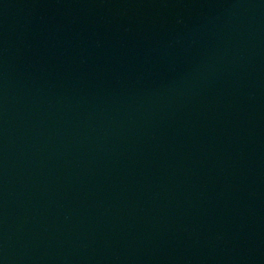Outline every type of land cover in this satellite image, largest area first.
Segmentation results:
<instances>
[{"label":"water","instance_id":"obj_1","mask_svg":"<svg viewBox=\"0 0 264 264\" xmlns=\"http://www.w3.org/2000/svg\"><path fill=\"white\" fill-rule=\"evenodd\" d=\"M0 264H264V0H0Z\"/></svg>","mask_w":264,"mask_h":264}]
</instances>
